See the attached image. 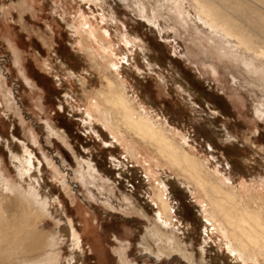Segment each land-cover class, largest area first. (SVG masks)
Masks as SVG:
<instances>
[{"label":"rangeland","instance_id":"374dc122","mask_svg":"<svg viewBox=\"0 0 264 264\" xmlns=\"http://www.w3.org/2000/svg\"><path fill=\"white\" fill-rule=\"evenodd\" d=\"M174 9L159 0H0V166L9 183L32 187L48 202L51 217L40 230L60 234L61 263L70 256L66 214L83 239L85 264H232L215 233L205 239L200 202L177 172L134 141L136 162L127 160L125 135L111 140L96 105L107 71L144 111L167 121L178 140L184 135L212 173L264 201V117L255 111L264 94L257 73L221 56L207 30ZM87 105L99 113L96 127L84 122ZM19 142L43 163L25 179L10 158L22 153ZM162 180L182 231L160 229L156 220ZM11 197L3 202L15 214ZM147 233L164 252L161 259L145 250Z\"/></svg>","mask_w":264,"mask_h":264},{"label":"bare ground","instance_id":"6f19581e","mask_svg":"<svg viewBox=\"0 0 264 264\" xmlns=\"http://www.w3.org/2000/svg\"><path fill=\"white\" fill-rule=\"evenodd\" d=\"M159 4L160 7L175 8L177 15L184 22L189 20L196 27L205 28L208 31H206L208 39L213 42L221 56H227L232 59L231 61L233 59L238 61L243 72L254 75L257 73V86L263 88L262 94H264V0H179V3L177 0H159ZM138 7L140 12L145 13L144 7ZM222 44L224 47L220 46ZM78 80L81 82L80 79ZM103 81L106 91L98 93L96 105L102 107L103 120L111 128L109 129L112 132L111 140L120 142V136L125 135L124 141H129V145L125 143L127 150L124 149L123 153L127 160L129 158L136 162L134 159L136 149L132 141L141 149H149L160 163L164 162L177 172L179 182L199 200L201 217L203 216L205 220L203 228L205 239L211 240V232L215 233L222 241L223 254L228 256L232 264H264L263 199L252 190L248 196L243 194L235 182L224 175L220 176L218 174L220 171L212 173L202 158L190 150L188 139L180 134L178 140L175 131L167 125V121L161 122L152 112L144 111L141 100H134L133 95H129L131 90L117 81L111 72L104 73ZM83 86L85 87L86 84ZM72 101L74 111H78L79 103L75 98ZM261 101L255 107V111L263 118L264 100ZM90 106L87 105L83 111L84 122L95 126L99 121L97 118L99 113L98 115L94 113ZM51 134L57 133L51 132ZM19 145L21 149L19 151L22 153H11L10 158L17 177L25 179L35 171L37 164L40 170L43 163L35 158L34 153L24 142H19ZM88 166L91 170L92 167ZM11 183L5 178L0 166V264H85L83 239L75 229L73 220L62 213L70 256L67 263H61L60 234L46 235L40 230L41 222L51 217L48 202L40 199L36 189L31 187L25 190L17 185L18 183ZM164 189H168V184L162 180V183L158 182L155 193L156 220L160 229L182 231L186 226L180 225L179 220L171 215V205ZM7 195H12L11 198L17 201L19 208L17 207L18 211L15 214L9 213L4 205L3 201L7 199ZM106 205L110 207L109 204ZM150 235L147 233L149 241L146 240L148 242L145 250L161 259L164 252L159 250L158 243L152 241ZM156 236L158 240L163 238L159 232ZM152 237H155V234ZM166 241L168 248L172 249L171 235Z\"/></svg>","mask_w":264,"mask_h":264},{"label":"snow or ice","instance_id":"6c2138e0","mask_svg":"<svg viewBox=\"0 0 264 264\" xmlns=\"http://www.w3.org/2000/svg\"><path fill=\"white\" fill-rule=\"evenodd\" d=\"M177 3H179V0H177Z\"/></svg>","mask_w":264,"mask_h":264}]
</instances>
